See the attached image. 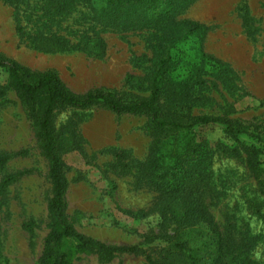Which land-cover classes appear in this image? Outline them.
Returning <instances> with one entry per match:
<instances>
[{"label": "rangeland", "instance_id": "obj_1", "mask_svg": "<svg viewBox=\"0 0 264 264\" xmlns=\"http://www.w3.org/2000/svg\"><path fill=\"white\" fill-rule=\"evenodd\" d=\"M67 1L70 9L55 16V0H0V53L31 70L57 72L76 93L100 88L119 96L142 95L148 92L154 46L184 22L197 21L203 30L184 38L176 32L171 49L180 73L175 81L193 85L192 113L220 115L250 130L264 131V0H192L166 24V31L124 29L123 24V30L108 28L101 34L107 49L100 59L76 48L43 51L35 47L37 35L57 32L74 40L91 31L95 22L85 1ZM20 25L30 34L19 31ZM5 80L0 70V154L7 155L0 178L9 172H27L0 197V264H39L49 232L48 165L33 119L15 92L4 86ZM53 122L61 138L74 137L79 145L63 157L69 181L67 213L75 227L110 245L136 244L151 230L160 237L151 246L164 245L162 237L175 233L170 216L137 218L124 213L148 209L157 196L143 183L142 164L153 143L146 116L116 115L101 107L59 108ZM194 132L207 148L187 158L186 169L192 167L188 178L204 173L207 187L202 198L219 231H230L236 245L248 243L246 253L240 254L241 263L264 264V186L246 164L244 149L251 141L246 137L233 141L217 125ZM114 151L126 155V170L120 169ZM204 157L202 166L199 161ZM258 162L264 171V153ZM69 261L147 264L141 255L120 254L104 262L87 252L72 254Z\"/></svg>", "mask_w": 264, "mask_h": 264}, {"label": "trees", "instance_id": "obj_2", "mask_svg": "<svg viewBox=\"0 0 264 264\" xmlns=\"http://www.w3.org/2000/svg\"><path fill=\"white\" fill-rule=\"evenodd\" d=\"M84 1L95 22L89 28L91 31L80 33L74 40L57 32L49 37L37 35L33 39L35 47L43 51L76 48L93 58H104L107 49L101 36L104 30L121 29L123 24L126 26L124 29L145 27L166 31V24L192 0ZM70 6L67 0H55V16L62 15ZM23 28L20 25L19 31L30 34ZM203 28L197 21L188 20L154 46L146 78L148 92L142 95L119 96L100 88L76 93L66 86L57 72L31 70L0 53V70L6 74L4 86L15 92L33 119L35 136L48 165L47 176L52 188L46 206L49 232L39 264H70V255L77 252L95 253L104 262L120 254H134L141 255L147 264H242L240 254L246 253L244 250L248 243L245 247L236 245L231 241L230 231L224 234L219 231L202 198L204 186L207 187L204 173L188 178V170L192 167L186 169V162L189 156L207 148L205 141L195 139L194 129L217 125L233 141L243 137L251 141L244 149L246 164L259 179V184L264 186V171L258 162L259 155L264 153V131L250 130L239 121L220 115L192 113L193 85L186 87L183 80L175 81L180 73L171 49L176 32L184 38ZM200 81L203 82L202 79ZM91 107H101L116 115L146 116L153 143L142 164L143 183L157 192V196L148 209H140L137 214L129 210L124 213L137 218L158 215L164 219L170 216L175 224V233L162 237L164 245L151 246L160 239L151 230L144 232L142 240L136 244H106L80 232L68 215L66 192L69 181L63 157L71 149H79V145L74 137L61 138L58 135L53 122L54 112L59 108L84 110ZM114 156L120 169L126 170V155L122 151H114ZM205 159L199 164L205 166ZM6 163L7 155L0 154V170ZM201 169L205 171L206 167ZM26 172L3 174L0 197ZM195 178L198 182L194 181ZM201 228H204L203 232Z\"/></svg>", "mask_w": 264, "mask_h": 264}]
</instances>
